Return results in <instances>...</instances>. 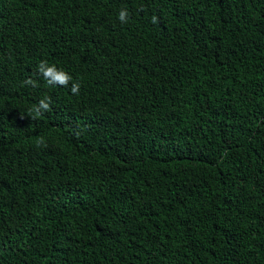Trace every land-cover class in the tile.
Segmentation results:
<instances>
[{
    "label": "trees",
    "instance_id": "16d2710c",
    "mask_svg": "<svg viewBox=\"0 0 264 264\" xmlns=\"http://www.w3.org/2000/svg\"><path fill=\"white\" fill-rule=\"evenodd\" d=\"M0 264H264V0H0Z\"/></svg>",
    "mask_w": 264,
    "mask_h": 264
},
{
    "label": "clouds",
    "instance_id": "9594fccd",
    "mask_svg": "<svg viewBox=\"0 0 264 264\" xmlns=\"http://www.w3.org/2000/svg\"><path fill=\"white\" fill-rule=\"evenodd\" d=\"M129 13L127 9H121L118 13V19L122 23H126L128 21ZM153 22H156V17L154 16ZM37 70L40 74L43 75L44 79L48 82L50 85L58 84L60 86L67 87L69 85V82L72 81V77L63 69L57 68L55 64H50L47 60H41L38 63ZM25 85H33L35 86L36 82L28 79L24 82ZM80 89V83L74 82L71 86V92L73 94H78ZM51 105V98L48 96L43 97L39 100L38 105L35 106L34 109L31 111L35 113V116L41 115L43 112L50 111ZM35 118V117H33Z\"/></svg>",
    "mask_w": 264,
    "mask_h": 264
}]
</instances>
